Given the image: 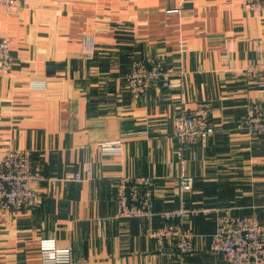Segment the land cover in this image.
I'll return each instance as SVG.
<instances>
[{"label": "crops", "instance_id": "1", "mask_svg": "<svg viewBox=\"0 0 264 264\" xmlns=\"http://www.w3.org/2000/svg\"><path fill=\"white\" fill-rule=\"evenodd\" d=\"M242 3L23 0L12 13L0 4V37L12 56L10 74H0V154L30 150L42 177L36 207L0 208V264H42L43 239L72 246L61 264H230L209 249L216 210L256 214L264 224V135L239 127L264 105L259 79L239 70L264 61V14ZM136 60L161 61L182 85L134 98L125 75ZM201 102L216 131L180 150L174 118ZM118 139L123 154L100 152V142ZM181 159L194 178L186 204L213 209L183 219L195 234L188 255L159 252L150 236L165 221L158 214L180 205ZM75 172L83 179H68ZM121 174L152 177V220L114 217Z\"/></svg>", "mask_w": 264, "mask_h": 264}, {"label": "built area", "instance_id": "2", "mask_svg": "<svg viewBox=\"0 0 264 264\" xmlns=\"http://www.w3.org/2000/svg\"><path fill=\"white\" fill-rule=\"evenodd\" d=\"M23 0H0L7 13H12ZM245 11L264 14V0H243ZM86 53L93 48L85 47ZM230 48H225L221 60H230ZM12 68L11 42L0 37V74L8 76ZM247 76L258 78L257 92L264 94V61L256 60L239 68ZM127 90L134 98L145 94L151 87L179 88L181 78L173 77L161 61L136 60L125 75ZM1 102V100H0ZM211 108L199 103L192 111H181L174 118L172 136L180 150L206 141L215 133L210 121ZM250 136L264 135V105L252 107L244 123L239 125ZM102 154L121 155L124 152L122 139L99 143ZM177 175L180 205L170 211L157 213L151 189L152 177L121 174L115 181L117 210L115 218H147L152 220L157 214L165 220L161 226L153 228L150 236L157 242L159 252L169 251L188 255L194 251L195 234L185 225L183 219L199 214L210 216L213 209L188 206L184 194L193 187L194 178L181 159ZM68 179L82 180L80 173H73ZM42 177L33 169L31 151L24 148L7 147L0 154V208L7 211L31 209L40 202L39 185ZM171 218L180 221L172 222ZM216 226L210 238V252L223 257L230 264H264V224L256 214L238 215L230 208L216 210ZM72 246L58 248L53 239L41 240L39 256L42 264H61L71 261Z\"/></svg>", "mask_w": 264, "mask_h": 264}]
</instances>
